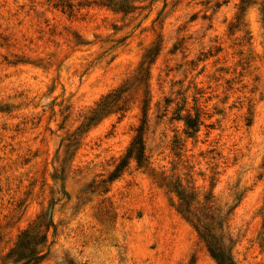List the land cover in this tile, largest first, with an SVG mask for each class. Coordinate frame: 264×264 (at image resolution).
Masks as SVG:
<instances>
[{
    "label": "rangeland",
    "instance_id": "1",
    "mask_svg": "<svg viewBox=\"0 0 264 264\" xmlns=\"http://www.w3.org/2000/svg\"><path fill=\"white\" fill-rule=\"evenodd\" d=\"M49 221L38 264H264V0H0V264Z\"/></svg>",
    "mask_w": 264,
    "mask_h": 264
},
{
    "label": "trees",
    "instance_id": "2",
    "mask_svg": "<svg viewBox=\"0 0 264 264\" xmlns=\"http://www.w3.org/2000/svg\"><path fill=\"white\" fill-rule=\"evenodd\" d=\"M187 130H193V133L198 131L197 119L186 117L184 121ZM145 123L142 121L140 126L135 130V135L132 138L129 147L126 150L124 156L119 160V163L115 166L114 171L111 174V178L118 177L121 172L127 167L130 160L136 162L138 166H141L145 161ZM45 231H40L37 228H29L22 231L18 235V240L7 253L6 259L13 262L25 261L26 264H38L43 258L44 254L42 249L46 244V231L52 226V222L49 221L45 225ZM209 252L212 258L217 264H232L230 258L226 255L222 248L216 245L208 246Z\"/></svg>",
    "mask_w": 264,
    "mask_h": 264
}]
</instances>
